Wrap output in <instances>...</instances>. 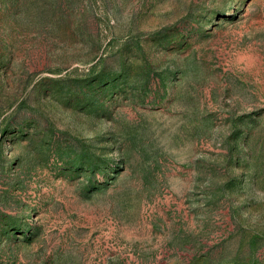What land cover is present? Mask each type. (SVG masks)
<instances>
[{
    "label": "rangeland",
    "instance_id": "rangeland-1",
    "mask_svg": "<svg viewBox=\"0 0 264 264\" xmlns=\"http://www.w3.org/2000/svg\"><path fill=\"white\" fill-rule=\"evenodd\" d=\"M0 264H264V0H0Z\"/></svg>",
    "mask_w": 264,
    "mask_h": 264
}]
</instances>
